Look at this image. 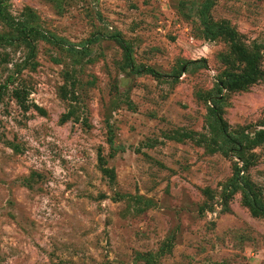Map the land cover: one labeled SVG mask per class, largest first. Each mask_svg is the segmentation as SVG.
Wrapping results in <instances>:
<instances>
[{"label": "rangeland", "instance_id": "rangeland-1", "mask_svg": "<svg viewBox=\"0 0 264 264\" xmlns=\"http://www.w3.org/2000/svg\"><path fill=\"white\" fill-rule=\"evenodd\" d=\"M5 10L32 33L0 19V264H264V217L236 181L264 202V0H7ZM202 19L256 50L263 77L220 89L244 64ZM217 98L222 123L210 114Z\"/></svg>", "mask_w": 264, "mask_h": 264}, {"label": "trees", "instance_id": "trees-1", "mask_svg": "<svg viewBox=\"0 0 264 264\" xmlns=\"http://www.w3.org/2000/svg\"><path fill=\"white\" fill-rule=\"evenodd\" d=\"M7 0H0V19L4 21L8 26H11L14 30H17L22 33H32L31 29L27 28L20 31V27L17 24H14L11 20L9 15L6 13L5 10V2ZM203 15V11L199 14ZM203 24L205 25L208 33L206 37H208L211 40H215L217 38H226L228 39L233 46L232 54L235 56L238 62H241L244 64L243 72L239 75L235 73L225 74L222 78L219 79L218 87L220 89L223 88H229V89H244L249 85H252L256 81H258L260 78L263 77V72L261 70L259 61L260 57L256 50L249 51L248 49H245L243 47H240L237 44V33L232 30L226 23L222 22L221 24H212L208 25L207 22H205L203 19ZM44 37V36H42ZM48 39V38H47ZM0 41H4L9 43V40L6 38L0 37ZM11 41V40H10ZM127 53V51H126ZM129 56V54L127 53ZM130 72L135 75H151L153 77H160V74L155 71L152 68L147 67H138L135 68L133 65L129 64ZM6 86H0V100L3 95V90ZM219 89V90H220ZM14 95L18 101V104L23 110H28V106L25 105V99L21 96L22 94L18 91L14 92ZM220 103V100L214 99L213 100V106L210 108V114L215 118V121L218 123H222L221 118L218 116V105ZM38 109V108H37ZM75 112L73 110L68 111L66 114H64L61 118V122H67L69 119H71L74 116ZM109 127V126H108ZM221 134L224 138L225 142L228 144V150L233 152H239L240 149H242V143L235 137H232L228 134V132L221 126ZM254 138L259 142L258 139L262 137V133H257ZM113 143V138L110 136L108 138V144ZM243 162V166L241 168H238V175L243 172L244 170H247V162L245 158H241ZM98 161L100 163L101 171L102 173L109 179L110 182L114 181L115 175L114 171L110 168L106 167V164L104 162L103 156H101V153H99ZM239 177V176H238ZM237 177V178H238ZM239 184L238 187L242 190L243 195V204L246 206L250 213L255 217H264V202L259 199V191H256V189L251 185L248 181L243 180V178L239 177L238 180H236Z\"/></svg>", "mask_w": 264, "mask_h": 264}]
</instances>
